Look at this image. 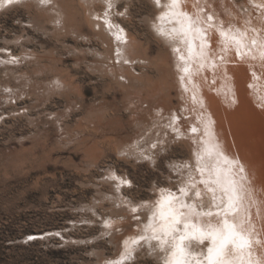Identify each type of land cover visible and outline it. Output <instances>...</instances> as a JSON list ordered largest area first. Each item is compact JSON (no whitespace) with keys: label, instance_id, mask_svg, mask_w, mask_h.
<instances>
[{"label":"rangeland","instance_id":"rangeland-1","mask_svg":"<svg viewBox=\"0 0 264 264\" xmlns=\"http://www.w3.org/2000/svg\"><path fill=\"white\" fill-rule=\"evenodd\" d=\"M33 1L0 7V264H104L151 218L145 206L159 187L179 190L190 177L186 172L182 182L179 168L190 158L185 141L195 144L192 124L200 118L196 122L183 104H197L181 97V70L153 30L158 6L152 0L94 7L101 17L93 20L106 23V30L107 15L119 9L113 20L132 38L121 42L139 44L126 47L125 56L112 33L93 27L80 0H58L59 10L54 0ZM257 1L195 0L192 16L218 29L245 28L246 38L261 36L264 50V0ZM257 140L264 150V138ZM161 249L142 245L117 263L165 264Z\"/></svg>","mask_w":264,"mask_h":264},{"label":"bare ground","instance_id":"bare-ground-1","mask_svg":"<svg viewBox=\"0 0 264 264\" xmlns=\"http://www.w3.org/2000/svg\"><path fill=\"white\" fill-rule=\"evenodd\" d=\"M28 1L29 0H0V7L7 3H10V6H12L16 3L25 4L27 2L29 5ZM38 1L41 2L42 0ZM108 1L109 0H80L79 2L86 7V14H88L87 18L92 22L91 24L93 27L98 24L101 31L106 30L107 24H102L101 21L93 20L95 17H98L99 19L101 17V14L97 12L98 10L94 7H96V4H101L104 9H107V3L111 5ZM152 1L158 6L156 16L155 18L153 17L154 19L152 21L153 30H155L156 34L162 39V41L166 42L167 48L169 46L168 52L170 54L173 53L175 56V64H173L176 68L178 67V69L181 70L179 74L182 76L178 79L181 97L184 101H187V96H192L196 101L195 105H199V108L197 106H192L193 108L189 109L187 104L182 103L187 112L191 113L193 111V119L196 122L198 120L197 118L195 119V116L197 115L200 118V123L197 122L194 124L193 122L192 124L197 130V135L193 136L195 144L191 143L188 139L185 141V143L187 142L191 147L190 158L183 160L184 163H182V165L177 163L178 166L181 165L179 170L183 177H179L182 182L185 178L184 176L186 172L190 173V177L184 180L185 182L181 184L180 188H184L188 192V195L192 196L193 199H188L181 194L179 190L172 189V186H169V188H167L168 186H165L164 188L159 187L161 189L158 195L155 196L156 198L152 201L151 205L149 204L145 206L150 208L151 211L148 210V213L150 212L152 215L151 218L146 217L144 221L138 223L139 229L137 231L133 230L129 232L124 237L119 254L116 257L107 259L104 264L122 263L124 259L126 260L129 258L138 248H141L142 245L145 246L146 244L150 245L151 250H159V248H163L161 249L163 251L162 253H160L161 250L158 252L164 254L162 256H164L163 259L165 264H169V261L173 258L172 253L177 241H173L162 229L161 221L158 218V202H161L163 198L171 194L172 196L178 197L174 204V207L178 210L180 209L181 203H197L198 201L194 197V192L190 187L194 184L196 190L201 192V197L199 198L200 201L209 205V207L199 209V211L201 213L206 211H212L215 213L217 209L213 205L220 204L222 196L224 197L225 203H227V197L224 196L221 189L223 187H228V181L234 182V192L232 195L235 201V209L228 211L227 218L230 224L236 225V231L243 236L247 241V244L243 248L233 247L227 260L230 264H264V221L262 220L261 212H259L263 207L262 201L264 200V150L258 148L262 146H258L259 140H257L260 137L262 139L264 138V73L259 72L260 70L256 67L260 64L263 67L261 69L264 71V59L260 57V52L264 51L260 48L263 44V41L260 39L261 36L260 38L257 35L246 38L247 31L244 30L245 28L238 27L235 30L231 26H224L218 29L212 23H208L210 19L206 23L205 19L208 18H200V14L198 17L197 15L192 16V11H194L196 7L193 5L194 3L191 2L195 0H179L175 5H172L171 0H159V3H157V0ZM199 1L200 0H198V2ZM252 1L254 3L258 2L257 0ZM66 3L68 2L66 1ZM113 3L116 4V1ZM40 5H42V3ZM53 6L58 10L61 9L58 0H54ZM115 6L112 4V7ZM247 7L249 9L248 5ZM253 7H250V9ZM118 10L113 8L109 15H107L110 29L106 31L112 33L118 39L115 48L121 51L123 56H125L128 55V53H126V47H128V50L130 51L135 45L131 41L125 43L121 42L123 37H126V39L131 37L129 33L128 35L126 33V35L122 36V31L117 26L118 23L113 20L114 17H112V13ZM195 12L196 11H194V14ZM210 16L213 17V21H215L214 16ZM200 19H202V21L204 19L206 24ZM218 21H220V19H218ZM253 23L255 24V22ZM218 24L219 23L216 25ZM245 24L247 25V23ZM255 25L253 27L258 26L259 24ZM112 26L115 27V30L111 29ZM261 33L264 34L263 32ZM203 38H206V40ZM133 39L136 38L134 37ZM248 43H250V45ZM138 45L136 47H138ZM254 48L259 50V53L254 52L256 50H254ZM173 54L171 56H173ZM4 59L5 58H3V60ZM259 67L260 66H258V68ZM203 105L205 106L203 109L206 108V111L200 110ZM187 112L186 114L189 115ZM177 118L175 119L177 120ZM178 125H175V128L178 129L177 133L182 136H188V133L183 132L182 129H180L181 124L180 126ZM171 141H173V139ZM135 143L137 142L132 144ZM232 144H234V146ZM149 148L151 149V145ZM121 149L122 148H120V150ZM209 152L211 154H209ZM136 156L137 154L135 155V158H137ZM152 157L154 156L152 155ZM198 157H201V159H198ZM240 166L243 167V172L240 171ZM173 169L176 170L175 167ZM198 169H203V174H201ZM217 170L219 171L220 183L214 184L212 181L217 178ZM122 178L123 183L131 182L128 178ZM202 180H207L209 183L204 185L200 183ZM116 182L118 183L119 181ZM208 188H214L216 190V199L214 201L212 200V193L207 190ZM141 207L144 206H140V208ZM256 212L259 213L258 215L261 218L260 223L255 219L257 216ZM154 213H156L155 216L153 215ZM223 215L224 212L222 211L220 217H206L203 215L198 217L194 216L190 217L187 222L190 224L194 223L197 229L207 231L210 225L212 227L218 226V220H220ZM109 221L111 222L110 219ZM51 231L54 232V230ZM192 231L194 232L195 229ZM43 233L44 232L30 233V235L37 236ZM155 237H159L160 239H156ZM210 245L211 241H205L203 245H199L195 240L186 243V251L189 253L187 259L191 264H197V260L206 261L207 248Z\"/></svg>","mask_w":264,"mask_h":264},{"label":"snow or ice","instance_id":"snow-or-ice-1","mask_svg":"<svg viewBox=\"0 0 264 264\" xmlns=\"http://www.w3.org/2000/svg\"><path fill=\"white\" fill-rule=\"evenodd\" d=\"M44 2V0H42ZM179 0H171L172 5L178 3ZM159 3V0H157ZM193 132L196 131L195 128L192 129ZM207 151V150H206ZM209 154H211L209 152ZM201 159V157H198ZM201 174H203V169H198ZM243 167L240 166V171L243 172ZM200 183L207 185L209 181L202 180ZM214 184L220 183L219 171L217 170V178L212 181ZM234 182L228 181V187H223L221 190L224 196L227 197V203H225L224 197H221V203L213 205L217 211L213 213L212 211H206L201 213L199 209L209 207V205L200 201L201 192L196 190V186L191 185V190L194 192V197L198 201L197 203L187 204L181 203L180 209H176L174 204L178 197L169 194L167 197L163 198L161 202H158V218L161 221V226L164 233L171 237L173 241H177L174 245V251L172 253V260L169 264H191L187 259L189 253L186 251L185 244L191 242L192 240L197 241L199 245H203L205 241H211V245L207 248L206 261L197 260V264H230L227 257L231 253V249L243 248L246 246L247 241L236 231V225L230 224L228 221V211L235 209V201L232 193L234 192L233 187ZM209 192L212 193V200L216 199L215 189L208 188ZM179 192L186 196L188 199H193L192 196L188 195V192L184 188H180ZM224 212L223 217L218 220V226H209L207 231L203 229H197L196 225L190 224L187 221L190 217L194 216H206V217H220L221 212ZM154 216L156 213L153 214ZM195 229L193 232L192 230ZM160 239L159 237H155Z\"/></svg>","mask_w":264,"mask_h":264}]
</instances>
